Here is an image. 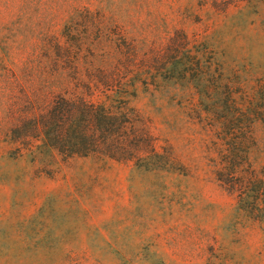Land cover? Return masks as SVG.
<instances>
[{"label": "rangeland", "instance_id": "rangeland-1", "mask_svg": "<svg viewBox=\"0 0 264 264\" xmlns=\"http://www.w3.org/2000/svg\"><path fill=\"white\" fill-rule=\"evenodd\" d=\"M233 1L0 0V264H264V223L206 166L218 138L236 136L264 164V0ZM174 33L176 83L132 105H166L174 122L152 129L177 162L143 171L19 154L24 140L35 152V113L118 54L162 77Z\"/></svg>", "mask_w": 264, "mask_h": 264}, {"label": "trees", "instance_id": "trees-1", "mask_svg": "<svg viewBox=\"0 0 264 264\" xmlns=\"http://www.w3.org/2000/svg\"><path fill=\"white\" fill-rule=\"evenodd\" d=\"M242 1L249 0L233 3L238 5ZM257 13L264 16V11ZM181 39V35L174 33L165 46L172 56L159 57L163 59L162 77L152 72L145 59L130 53L118 54L113 62L99 65L88 75L82 90H75L70 96H55L48 106L35 113V123L31 125L35 129V152L31 149L33 141L24 140L18 146L19 154L27 151L36 164L55 163V157L64 161L94 157L143 171L166 170L178 158L166 140L153 132L152 123L171 126L172 114H168L166 105L142 112L132 102L140 96H161L162 85L176 83L181 66L177 57ZM57 49L65 54L68 45L57 44ZM206 53L202 50L201 57ZM251 145V139L241 140L238 136L229 141L218 138L217 147L213 148L217 152L206 156V166L219 185L233 196L241 212L252 221L264 223V164L257 168L250 155Z\"/></svg>", "mask_w": 264, "mask_h": 264}]
</instances>
